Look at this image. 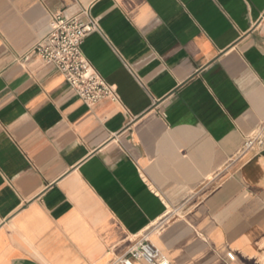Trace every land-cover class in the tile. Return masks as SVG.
I'll return each instance as SVG.
<instances>
[{
    "label": "crops",
    "instance_id": "0c3cea01",
    "mask_svg": "<svg viewBox=\"0 0 264 264\" xmlns=\"http://www.w3.org/2000/svg\"><path fill=\"white\" fill-rule=\"evenodd\" d=\"M60 12L114 98L19 61ZM263 119L264 0H0V264H264Z\"/></svg>",
    "mask_w": 264,
    "mask_h": 264
},
{
    "label": "built area",
    "instance_id": "2783aa9c",
    "mask_svg": "<svg viewBox=\"0 0 264 264\" xmlns=\"http://www.w3.org/2000/svg\"><path fill=\"white\" fill-rule=\"evenodd\" d=\"M88 20L68 17L56 13L52 17L51 30L47 36L35 44L19 61L28 63L36 56L46 65L54 66L61 72L69 87L88 107H93L103 100L114 98L116 93L94 70L83 53L85 38L100 30L98 22L84 13ZM264 149V119L258 128L246 137L238 153L242 156L249 151ZM171 264L169 258L153 244L148 236L136 241L114 264Z\"/></svg>",
    "mask_w": 264,
    "mask_h": 264
}]
</instances>
